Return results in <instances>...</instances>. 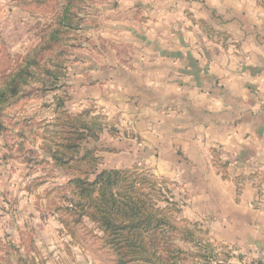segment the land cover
Instances as JSON below:
<instances>
[{"label":"rangeland","instance_id":"obj_1","mask_svg":"<svg viewBox=\"0 0 264 264\" xmlns=\"http://www.w3.org/2000/svg\"><path fill=\"white\" fill-rule=\"evenodd\" d=\"M196 1L0 0V84L19 66L34 61L23 75L27 82H22L19 95L2 107L0 116L5 125L0 132V264H117L96 223L70 213L65 189L70 178L80 174L93 181L103 169L141 173L139 184L157 208L173 203L170 216L193 229L195 240L209 245L220 259L232 252L213 241L207 220L193 216L186 206L191 197L180 184L157 175L155 165L145 160L129 108L112 112L108 105L119 92L114 81L126 83L143 67L137 57L142 46L168 42V36L156 35L159 29L173 31L176 23L186 28L189 36L177 34L179 42L199 43L204 59L235 45L227 27L219 24L227 12L224 0L215 9L202 1L193 8ZM237 1L241 18L264 9V0ZM164 10L171 20L161 17ZM192 10L199 11V19L191 18ZM208 44L216 45V51L205 50ZM67 117L71 120L65 121ZM71 123L86 138L78 141L79 167L66 171L45 144L51 138L55 152L65 141L58 131L65 134ZM156 191L165 196L159 198Z\"/></svg>","mask_w":264,"mask_h":264},{"label":"crops","instance_id":"obj_2","mask_svg":"<svg viewBox=\"0 0 264 264\" xmlns=\"http://www.w3.org/2000/svg\"><path fill=\"white\" fill-rule=\"evenodd\" d=\"M200 1L214 9L222 3L191 6L198 9ZM227 1L219 24L235 45L204 59L199 43L179 42L186 28L159 29L168 42L142 46L143 67L123 85L114 81L119 92L108 105L112 112L129 108L145 160L180 184L193 216L207 220L213 241L232 250L225 264H264V9L245 19L238 1ZM160 14L172 18L167 10Z\"/></svg>","mask_w":264,"mask_h":264},{"label":"trees","instance_id":"obj_3","mask_svg":"<svg viewBox=\"0 0 264 264\" xmlns=\"http://www.w3.org/2000/svg\"><path fill=\"white\" fill-rule=\"evenodd\" d=\"M32 63L34 61L29 60L19 66L0 84V116L2 107L19 95L22 82H27L23 75ZM60 113L67 115L62 109ZM70 120L67 117L65 121ZM4 126L0 121V132ZM88 131L90 133V129ZM58 132L65 139L63 144L53 152L49 144L51 138H46L45 147L63 169L74 171L80 165L76 159L81 144L78 141L84 140L86 134L80 132L76 123H71L65 134L64 130ZM142 178L141 173L126 168L103 169L93 181L78 174L70 178L65 186L70 194V213L78 219L86 216L96 223L104 234L105 244L115 254L117 264L226 263L228 258H218L214 249H208L209 245L204 246L195 240L193 229L182 226L180 221L170 216L169 213L175 210L173 203L167 201L170 206L156 207L148 192L139 184ZM155 193L159 198L160 195L165 196L162 191ZM187 244H195L196 248H187Z\"/></svg>","mask_w":264,"mask_h":264}]
</instances>
